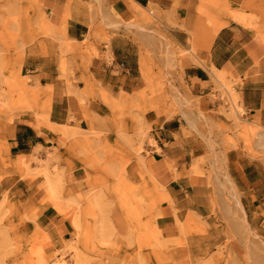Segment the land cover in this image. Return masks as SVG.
Wrapping results in <instances>:
<instances>
[{"label":"rangeland","instance_id":"1","mask_svg":"<svg viewBox=\"0 0 264 264\" xmlns=\"http://www.w3.org/2000/svg\"><path fill=\"white\" fill-rule=\"evenodd\" d=\"M62 1L54 24L46 0H0V264H164L166 249L194 242L196 264H264V221L245 210L228 172L231 150L264 162L258 141L264 128L244 120L240 81L218 74L213 93L198 97L186 82L190 54L168 35L163 13L128 19L109 0ZM258 2L256 11L221 12L236 21L245 17L260 33L264 0L250 3ZM198 14L208 25L216 19L205 7ZM43 40L56 44L58 79L65 96L79 101L87 131L72 126L73 114L67 123H50L52 81L42 85L24 58L26 48ZM119 40L137 52L120 63H131L133 71L117 68L120 79L104 83L95 71L114 60ZM191 45L195 53L199 44ZM34 95L36 108H22ZM216 102L223 106L211 111ZM168 112L171 118L164 117ZM175 118L203 146L192 175L208 177L214 203L211 217L177 221L171 235L162 207L170 200L159 177L145 172L144 156L157 147L154 125ZM21 119L49 123L59 135L45 158L35 152L16 162L10 138Z\"/></svg>","mask_w":264,"mask_h":264},{"label":"crops","instance_id":"2","mask_svg":"<svg viewBox=\"0 0 264 264\" xmlns=\"http://www.w3.org/2000/svg\"><path fill=\"white\" fill-rule=\"evenodd\" d=\"M114 11L122 18H133L134 15L127 7V0H109ZM139 4L145 11L163 13L168 17L162 23L174 44L187 48L190 54L186 65V82L193 89L194 95L206 97L213 93L216 80L211 73H224L240 84L236 92L242 98L245 111L244 120L264 128V31L258 33L255 29L244 26L240 22L224 15L222 12L256 11L262 3H250L252 0H132ZM51 8L52 23L59 22L63 12L62 0H46ZM215 13L216 19L211 25L206 24L205 18L198 14L201 8ZM222 11V12H221ZM221 12V13H220ZM205 30L218 31L209 49L200 47L199 35ZM195 31V32H193ZM75 37V33L72 32ZM117 41V40H116ZM199 44V49L193 53L192 42ZM44 45L36 42L26 48L25 65L34 73V78H39L42 83L51 79L53 89V112L50 123L59 126L67 123L73 114L76 121L73 127L81 131L88 130V122L81 114L79 101L76 97H66V86L58 79L59 55L56 44L43 40ZM112 62L101 65L103 71H95L96 76L107 83L119 80L115 77L117 68L127 67V72L133 71L129 62L120 64L124 58L133 61V55L126 42H115L113 45ZM124 52L129 55L124 56ZM110 63V64H108ZM213 79V80H212ZM46 85V84H44ZM223 104L216 102L210 106L211 111H218ZM240 118L239 116H237ZM158 121L155 129L157 147H150V154L144 156L145 172L158 181L166 189L170 203L164 204L165 230L171 235L178 231L177 221H186L189 218L208 219L212 216L213 199L208 194L210 182L205 175H192L195 161L205 154L199 153L203 148L197 144V137H186L183 134L181 119H172L164 122ZM158 134H160L158 136ZM56 135L52 129L44 126L32 125L29 121L21 119L17 122L13 137L10 138L12 150L18 152L14 155L16 162L24 160L35 152L45 158V150L56 147ZM36 154V153H35ZM228 172L234 187L240 193L241 203L248 214L254 215L258 221H264V162L248 154L231 150L227 154ZM195 243V242H194ZM190 243L186 248L171 247L165 250L170 261L164 264H196L199 248ZM203 250V249H202ZM201 250V251H202ZM188 254V255H187Z\"/></svg>","mask_w":264,"mask_h":264},{"label":"bare ground","instance_id":"3","mask_svg":"<svg viewBox=\"0 0 264 264\" xmlns=\"http://www.w3.org/2000/svg\"><path fill=\"white\" fill-rule=\"evenodd\" d=\"M126 4H127V7L129 8L130 12H132V14L134 15V17L136 19L145 20L147 18L146 13L144 12L145 10L139 4L133 2L132 0H127ZM236 19L238 20V22H240L241 24H243L246 27L250 28V26L252 25L243 16H238V17H236ZM199 31H200V34L199 35H195L194 34V36L196 37V39L198 37V39L200 41H202L200 47L203 48L204 50L205 49H209L210 46H211V43L213 42V40H214L215 36L217 35L218 31H210V30H205V31L203 30L202 32H201V30H199ZM193 32H195V31H193ZM144 64H145V62H144V59H143L142 60V67L144 66ZM214 72L211 73V74L216 80H218L219 76L217 74V71L214 70ZM220 74H221V72L219 73V75ZM39 102H40L39 96L34 95L33 99L25 100L23 103H20V104H22L21 106L24 109H32L34 107L36 108V106L39 104ZM162 103H163V99H161L160 102L158 100V107L161 108ZM158 113H160V111ZM163 114H164L165 118H171L172 117L170 112L163 113ZM43 125H45L49 129L54 130V127L51 126L49 123H43ZM258 138H259V140H258L259 141V145L260 146H264V131L260 132ZM49 187H52L51 183L49 184ZM51 189L53 190L54 187H52ZM53 193H55V192H53ZM77 223H76V225H78Z\"/></svg>","mask_w":264,"mask_h":264}]
</instances>
